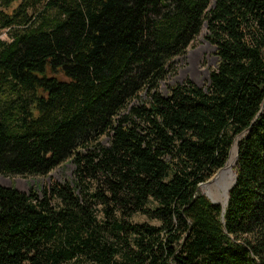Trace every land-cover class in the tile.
Instances as JSON below:
<instances>
[{
  "label": "trees",
  "instance_id": "trees-1",
  "mask_svg": "<svg viewBox=\"0 0 264 264\" xmlns=\"http://www.w3.org/2000/svg\"><path fill=\"white\" fill-rule=\"evenodd\" d=\"M205 28L209 83L163 93ZM1 31L0 175L75 170L0 184V264H264V0H0Z\"/></svg>",
  "mask_w": 264,
  "mask_h": 264
},
{
  "label": "rangeland",
  "instance_id": "rangeland-1",
  "mask_svg": "<svg viewBox=\"0 0 264 264\" xmlns=\"http://www.w3.org/2000/svg\"><path fill=\"white\" fill-rule=\"evenodd\" d=\"M206 36L207 29L205 28L199 39L188 48L186 54L176 60V72L172 73L161 84V90L163 93L167 94L171 86L187 80L194 81L200 86H205L209 83L212 71L218 67L219 57L217 55L216 46L213 45L206 38ZM0 38L6 40L10 39L9 34L6 31L0 32ZM107 140L108 139H105V141ZM74 170L75 165L71 160H69L46 175H0V184L6 187L14 186L20 191L26 193L35 191L41 194L45 188L51 186L55 182H71ZM221 170H219L206 183L214 181ZM234 171L235 175L233 177L231 175L230 180L233 182L235 181L237 175L236 166L234 167ZM210 186L211 185L206 186L201 190L206 197L214 201L208 191ZM135 220L141 222L145 221L146 219L143 216L137 215Z\"/></svg>",
  "mask_w": 264,
  "mask_h": 264
},
{
  "label": "bare ground",
  "instance_id": "bare-ground-1",
  "mask_svg": "<svg viewBox=\"0 0 264 264\" xmlns=\"http://www.w3.org/2000/svg\"><path fill=\"white\" fill-rule=\"evenodd\" d=\"M237 155H238V142L235 143L232 149L231 156L227 163V166L223 170H221V172L218 174V176L215 178L214 181L205 183L200 187L202 189L206 186L211 185L210 188L208 189L209 194L212 196V199L215 201V203H220L224 207L228 203L230 191L235 183V181L233 182L230 180H231V175L232 177L235 175L234 167L238 163Z\"/></svg>",
  "mask_w": 264,
  "mask_h": 264
},
{
  "label": "water",
  "instance_id": "water-1",
  "mask_svg": "<svg viewBox=\"0 0 264 264\" xmlns=\"http://www.w3.org/2000/svg\"><path fill=\"white\" fill-rule=\"evenodd\" d=\"M231 152H232V151H231ZM238 152H239V151H238ZM237 162H238V155H237ZM224 168H225V166H224L222 169H224ZM237 178H238V176L236 175V180H235V183H234L233 187L235 186V184H236V182H237ZM204 184H205V183H204ZM202 185H203V184H202ZM202 185H201V186H202ZM201 186H200V187H201ZM233 187H232V188H233ZM231 190H232V189H231ZM208 199H209V198H208ZM229 199H230V196H229ZM209 200H210V199H209ZM210 201H211L213 204H215V205H222V204H220V203H215V202H213L212 200H210ZM228 202H229V200H228ZM227 205H228V203H227ZM227 205H226L225 207H224L223 205H222V206H223L224 208H226Z\"/></svg>",
  "mask_w": 264,
  "mask_h": 264
}]
</instances>
